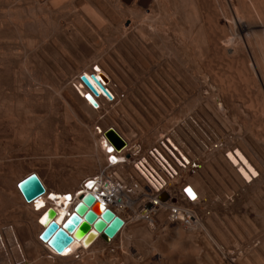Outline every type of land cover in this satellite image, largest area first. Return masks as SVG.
I'll use <instances>...</instances> for the list:
<instances>
[{"label":"bare ground","instance_id":"obj_1","mask_svg":"<svg viewBox=\"0 0 264 264\" xmlns=\"http://www.w3.org/2000/svg\"><path fill=\"white\" fill-rule=\"evenodd\" d=\"M5 1H7V0H5ZM49 1H51V0H48V2ZM69 1L67 0V3ZM118 1H121L126 5L130 4V1H132V2L134 1L133 3L135 6H137V8H144V10L146 8L150 7L149 4L152 6V4L149 3L150 0H118ZM154 1H157V0H154ZM161 1H164V0H160V2ZM169 1H171V0H169ZM187 1L189 2L190 9H188V11H187V7L186 6L184 7V8H186L187 12H185L184 17L181 16L180 18H178L180 22L175 21V23H177V26L179 28H177V31L175 30L172 33L170 31H167L164 29L165 25H163L164 24L163 21L166 19V16H165V19L162 21L163 22L162 24L160 23L161 21L150 22L147 19V21L150 23H148L147 25L144 26L143 23H141L142 25L139 24V22H138L139 18H138L137 19L138 24L134 25L130 21L132 24L131 25L130 23H127V21H125L126 19L123 20L124 18L121 16V13H119L120 9L117 11L120 15L117 12H112V10L110 11L108 9L109 7L107 8L106 4H104V3H106L104 0H75L76 4L78 3V5L81 7L82 6L84 7L85 5L87 6L88 4H90L89 2H92L94 5H96L101 10L100 12L103 13V16L107 17L108 20H110L115 25L116 28L113 25H111V26L114 27V29H116L117 35H118V33L120 34V38L124 35L126 36L127 34H129L131 32L130 30H133V33H132V36L130 39V41L132 40V42H130L127 39L124 40V37H123V39L121 38L122 39L121 43H123V46L126 47L127 51L128 50L130 51L129 54L132 53V57L135 59V62H137L136 63L137 66L135 67L134 70H137L136 68L140 69L142 71L141 74H143L144 77L140 78L139 77L140 75L138 76L137 75L138 73L136 72L135 75H137V76L134 78V75L132 74V77L135 80L133 83L131 82L132 84H131V86H129L130 82H128V81L130 79L128 80V78L125 77L126 74L123 72L124 71L123 68H124L125 64L123 65V63L122 64L120 63V62H122V60L119 63L123 66L119 67L116 64H114V65L112 64V66L114 67V69L116 70V72L119 76V78H118V77H115L116 75L114 72H113L114 73L113 74L112 71H110L111 69L110 70L108 69V64H106L104 60L100 64L99 68L92 71L93 69L91 70L90 66L94 67L95 61H96V63L97 62L99 63V61H97L95 59V61L93 62V65L86 66V68L89 67V71L88 70L86 71V69L83 68V69H85V71L83 70L84 72L82 71L80 73V70H79V73L77 74V76H75L76 74L71 73L72 76L74 75L75 78L70 77L71 75L70 76L68 75L70 78H73V79H70V78L66 77L67 75L64 74L65 76L61 75V77L63 76V78H61V79L65 83V86L68 88L69 94L67 93V96H68L69 101H71V102L74 101V97H73V95H75V94H73L74 91L77 92L78 94H80V96L82 98L83 107H86L91 112V113L90 112L89 113L93 114V115H91V116H93V120H94V117H96V119L94 121L95 124L96 123L98 124L99 121H100L99 124H101V121L102 122L106 121L105 123H107V121L113 120L114 118L116 119L117 117L124 118V114L126 115V110L131 111V112L134 111V113L138 114L137 119L142 118V117L141 118L139 117V116H141V115H139L140 113H142V115H143V113L149 114V115L153 116V118H154L155 115L153 114V112L155 113V111H152L151 109L149 110L148 106H151L154 103L157 105H162L164 102L167 101L166 96L167 95L170 96L172 99L171 101L174 100L178 104L176 109L178 107H180L179 105H181L183 107V110H182L183 114L181 113L182 118H180V120H179V125H178L179 128L177 129V131L176 130L174 131V137L182 145H184L185 148L194 150L195 153L197 155H199V157L201 158V162H202L200 170L196 174L188 177L189 181L192 183V186H193L192 189L197 194L198 198L201 197L202 200L205 201L204 206L207 204L208 205L210 204V207H211V205H212V207L213 206L219 207L218 202L221 201L220 205L222 204V206L225 207L227 205V203H229L228 202L229 198H228L227 194L229 195V193L230 194L232 193V192H229L230 189L227 187L228 185H226L225 182H227L229 184V186H231V188H233L235 191H237V193L239 192V195H241V194L246 195L249 192L251 194H253L256 191L258 192L259 185L261 183L262 184L264 183V182H262V178L264 179V177H262V175L264 174V165H263L264 161H262L264 156L262 155L263 158L260 159V153H261L260 151H264V135H261V136L259 135V137H261V138H259V137H257V135L254 136V134H251L249 131H246V129H243L244 126L242 125V123H240L239 115L234 113V111L232 112V110H231L232 107L229 108V106L231 105L230 104L231 98L229 95L230 94L229 91L231 88L229 87L230 89L228 91V88H226L227 85H226V87L222 86L223 84H226V82H225V80H226L225 76L226 75L224 73L222 74L223 76L225 75L224 76L225 78L222 79L224 81L220 80V83L222 85L221 86H219L218 84L216 85V83L214 82V76L212 75V73H208V71L206 70L207 65H205L206 68L204 67L203 68L204 70H203V69H201V66L198 67L197 64H198L199 58H200L201 62L206 61V60L204 61L202 56H204V58L208 59L206 61V64H208V63L213 64L214 59L217 60V63L221 64V62H223L224 58L226 60H228V59L230 60L231 58H234L236 55L240 54V52L242 53V52L254 51V47H256L257 45L256 46H253V45H254V43H256L257 39H261V42H263L262 44L264 45V0H217V3L213 1L212 5H206L205 0H203V2H202V0H187ZM9 2H11V0H9L8 3ZM53 2L54 1L52 0V3ZM176 2L180 3L178 1H176ZM8 3L6 2V4H8ZM133 3H132V6H133ZM161 3H163V2H161ZM172 3L173 2L171 1L170 4H172ZM185 3H187V2L185 1ZM1 4H3V3H1ZM63 4H66V3L61 2L59 4V6H61ZM20 5H21V3H20ZM54 5H55V3H54ZM56 5H58V4H56ZM74 5H75V3H74ZM123 5H119V7L120 6L122 7ZM179 5L180 4H178V6ZM182 5H184V1H183ZM18 6H19V4H18ZM36 6H38V5H36ZM59 6H58V8H60ZM108 6H110V5H108ZM116 6L118 7V5H116ZM159 6H161V4ZM162 6H164V5H162ZM168 6H166V10H167ZM174 6H176V4ZM89 7H90V5H89ZM95 7L92 6V8H94V9H95ZM27 8H25V9H27ZM38 8L39 7H37V9ZM41 8H42V5H41ZM168 8H170V7H168ZM13 9H14V7H13ZM17 9H18V7H17ZM29 9H30V7H29ZM164 9H165V7H164ZM175 9L176 8L174 7V10ZM4 10H6V8L3 9V11ZM10 10H11V13H14V14L16 13L14 10H13L14 12L12 11V9H10ZM39 10H41V9H39ZM56 10L57 9H55L54 12ZM113 10H114V8H113ZM135 10H137V9H135ZM135 10L133 9V11H135ZM149 10L147 9L146 11L148 12ZM22 11H25V10H22ZM129 11H130V9H129ZM139 11H141V10H139ZM176 11H177V9H176ZM65 12H67V11H65ZM96 12H97V10H96ZM177 12H175L173 14H177ZM3 13H6V12H3ZM39 13L41 14V12H39ZM90 13H91V11H90ZM98 13H99V11H98ZM151 13H156V12H150V15H151ZM180 13H181V11H180ZM23 14H25V12ZM32 14L33 13H31V15ZM83 14H84V12H83ZM134 14H135V12H134ZM91 15H92V13H91ZM93 15H94V13H93ZM96 15H98V14H96ZM148 15H149V13H148ZM178 15L179 14H177V16ZM181 15H183V13ZM79 16L82 17V15H80V13L78 15V18H79ZM170 16L171 15H169L168 18ZM33 17H35V16H33ZM33 17H32V19H33ZM74 17H76L75 18L76 20L78 19L77 16H74ZM153 17H154V15H153ZM171 17H174V15ZM171 17H170V20L168 19L169 22L171 21ZM98 18H100V17H98ZM131 18H133V16H131ZM43 19H44V16H43ZM88 19H90V18H88ZM151 19H153V18H151ZM154 19L156 20L157 18L154 17ZM176 19H177V17H176ZM3 20H2V22H3ZM81 20L79 22H81ZM127 20H128V17H127ZM139 20H141V19H139ZM142 20L146 21V19H144V18ZM142 20L140 22H142ZM71 21H73V20H71ZM172 21H174V20H172ZM75 22H77V21H75ZM9 23H11V22H9ZM37 23L38 22H36V24ZM40 23L42 24L41 21H40ZM83 23H84V21H82V23H80V25ZM85 23H88V22H85ZM2 25H4V23ZM2 25H0V27ZM9 25H8V27H9ZM22 25H24V24H22ZM42 25H44V24H42ZM105 25L107 26V23ZM44 26H43V28H44ZM68 26H70V25L68 24ZM75 26H78V23H76ZM108 26L111 29L107 28V30L113 31L112 27L110 26V23ZM55 27H56V25H55ZM86 27H88V26L86 25ZM103 27H105V26H103ZM27 28H28V24H27ZM84 28H85V25H84ZM94 28H95V26H94ZM1 29L4 30L5 28L3 29L1 27ZM77 29H79V28H77ZM12 30L14 31L15 29H12ZM64 30H65V28H64ZM74 30H75V28H74ZM79 30H81V29H79ZM92 30H94V29H92ZM168 30H169V28H168ZM83 31H85V30H83ZM87 31H89V30H87ZM87 31L83 34L85 36V39H87V41H89L93 46L98 45V47H101L103 49L105 46L104 45L105 43L104 44L101 43L103 41H101L99 43L97 38H95L96 35L92 34L93 32H91V30H90L91 33L87 32ZM100 31H101V29H100ZM171 31H173V30H171ZM75 32L77 33V36H78L79 35L78 31L76 30ZM94 32H95V30H94ZM104 32H106V31H103V34H104ZM126 32H127V34H126ZM31 33H33V32H31ZM121 33H123V34L121 35ZM98 34H99V32H98ZM101 34H99L98 36L100 37ZM113 34L114 35L116 34L115 31ZM130 34H129V36H130ZM74 35L76 36V34H74ZM117 35H115V36H117ZM9 36H11V35H9ZM84 36L82 37V39L84 38ZM106 36H107V34H106ZM111 36H113V35H111ZM127 36H126V38H127ZM99 37H98V39H99ZM104 37L101 36V38H103V40H104ZM157 37H160L164 41L166 40L168 42L167 47L169 48V46H170V49L164 48V50H169L167 52L171 55L174 54V56H176V57L172 56V59H175V60L171 61L170 55H166V58H165V55H164L165 53L161 54L162 56H164V60H165L166 64H165V62L163 63L162 56L160 57L162 59L161 63L165 64L166 66L161 64L160 67H159V65H158V67H157V65H155L156 67L155 66L153 67V65H152V67H153L152 68V67H150L151 65L149 63L153 64V57H156V56H154L153 52L148 53L147 47L149 46V42H151L150 40H154L155 38L157 39ZM9 38H5L4 41H7ZM24 38H25V36H24ZM113 38L116 39L117 37H113ZM120 38L118 40H121ZM85 39H83V40H85ZM26 40L27 41L22 40V42L23 43L28 42V44L30 42V44H31V42H32L31 40L30 41H29V39H26ZM32 40H34V39H32ZM35 40H37V39H35ZM9 41L13 42L14 40L10 39ZM17 41H19V40H17ZM87 41H86V43H87ZM104 41H106V40H104ZM114 41L116 42V40H114ZM197 42H198V44H199V42L203 43V50H201V48L199 50H197L198 49V47L196 46ZM258 42L256 44H259ZM54 43H56L55 40H54L53 44ZM161 43H162V40H161ZM117 44H119V43H117ZM16 45H18L17 42H16ZM24 45H25V43H24ZM55 45L57 47V44H55ZM87 45L90 46L89 44H87ZM157 45L158 44H156L155 47H157ZM73 47L75 48V46H73ZM61 48H64V47H61ZM105 48H106V46H105ZM256 48H258V47H256ZM259 48L261 49V52H263V53H261V55L264 54V48H261V47H259ZM113 49H111V51ZM93 50H95V49H93ZM58 51L64 52V49H60ZM31 52H32V49H31ZM95 52H97V51H95ZM147 53H148V55H147ZM39 54H40V52H39ZM106 55L108 56L109 54L107 53ZM66 56H68V55H66ZM184 56H187L190 59V63H191L190 67L187 66V63H189V62H186L184 60L185 58L187 60V57L184 58ZM62 57H60V58H62ZM65 57L63 59H66ZM34 58H35V56H34ZM249 58H251V57H249ZM5 59L6 58H4V60ZM16 59H17V57H16ZM109 59H110V57H109ZM158 59H159V57H158ZM69 60H70V57L67 61H69ZM100 60H101V58H100ZM105 60L108 63H111V60H108L107 58ZM70 61H72V59ZM70 61H69V63H71ZM154 61H155V58H154ZM124 62H125V60H124ZM157 63H158V61H157ZM54 64H56V63H54ZM97 64H95V65H97ZM222 64H224V62ZM68 65H70V64H67V66ZM127 65H128V63H127ZM141 65H142V67H139ZM56 67H58V66H56ZM46 68L48 69L47 66H46ZM79 68H81V67H79ZM131 69L128 68V71L131 70V72H134L133 68H131ZM61 71H63V70H61ZM145 71H147V72L149 71V73L150 74L152 73V74L149 75L147 78H145L146 77ZM72 72H75V71H72ZM77 72H78V70L76 71V73ZM99 73H102L109 78L110 82L108 85L105 86V88L107 89L108 93L110 94V97L106 96L101 91V89L96 88L97 91L99 92V96L95 97L96 102L98 103V107L94 108L85 98V95L87 94L88 89L83 84V82L81 81V76L86 75L89 79H91V75L94 74V75L98 76ZM57 74H59V72ZM61 74H62V72H61ZM17 75H19V74H17ZM163 78L166 79L165 81H167V83H165ZM56 79H57V77H56ZM127 82L129 85L127 84ZM261 86H259L257 89H254V90L251 89L250 92H252L251 93L252 95L251 94H249V95L253 96L255 94V97H257V98L259 97L258 99L261 100L262 104L264 105V88H260ZM202 91L207 92V93H205L206 94L205 98H201V95H203ZM0 94H1V96L3 95L2 93H0ZM215 97H221L222 99H221V101H220V99L216 100ZM221 102H223L224 106L221 104L222 107L220 108L219 103H221ZM232 102H233V100H232ZM21 105L23 106V104H21ZM65 106H67V105H65ZM231 106H233V105H231ZM51 107H52V105H51ZM223 107L226 109L225 111L222 110ZM12 109H13V107H12ZM181 109L182 108H180L178 110L181 112ZM88 110H87V112H88ZM175 112H177V111H175ZM19 113H21V112H19ZM170 113H172V112H170ZM178 114H179V112H178ZM149 115H146L148 117V120H150ZM156 115H158V114L156 113ZM243 115H244V111H243ZM135 116H137V115H135ZM165 116H167V115H165ZM180 116H178V117H180ZM249 116L250 115H248V117ZM86 117H88V116H86ZM171 117H173V116L171 115ZM176 117H177V115H176ZM176 117L172 118L173 121L175 119H177ZM91 119H92V117H91ZM156 119H157V117H156ZM156 119L154 118L155 121H156ZM158 119H159V117H158ZM172 119H170L168 123H170V121ZM262 119L263 120H261L260 122H261V126L264 129V117ZM93 120L92 121L90 120V121L93 122ZM119 120H120V118H118V121ZM134 120H135V117H134ZM144 120L146 121V119H144ZM123 122H125V121H123ZM177 122H178V119H177ZM125 123L128 124L127 122H125ZM151 123L153 124V122H151ZM151 123H149V124H151ZM168 123H167V125H168ZM139 124L138 125L132 124L134 127L128 125V129L130 130V134L133 136L130 138H135L138 140V142H141L143 144L146 143L147 145L145 144V146H148V147L154 145L156 142V139L161 135V132H164L163 130H161V123L158 124V122H157V124L155 123L151 126H148L145 124H142L143 126H141V125L139 126ZM173 124H174V122H173ZM169 125H168V128L166 127L165 131L170 129ZM93 126H94V124H93ZM171 126L172 125H170V127ZM111 127L116 129L126 141L132 142L133 139L131 140L129 138V136H127V134L122 132L115 125L111 126V125L105 124V128L102 130V132H100L101 135H103V133ZM248 133H250V134H248ZM261 134H263V133H261ZM101 135L99 137H101ZM128 135H129V132H128ZM99 137L96 139H99ZM92 139H90V140H92ZM100 142H101L100 139L98 141L94 140V143H93L94 149L93 148H92L93 150L90 149L91 152L89 151V162H88V164H86V165H88L87 168H89L94 173L97 172V170H99L101 168V166L104 163V159H105L104 155L102 154V150H101L102 146H101ZM216 144H217V146H215ZM55 147H56V145H55ZM209 149H211V150H209ZM86 152H87V150H86ZM261 154H263V153H261ZM84 158H85V156H84ZM81 164L83 165V161ZM77 167H81V166L78 165ZM81 168L84 169V168H86V166L85 167L83 166ZM77 169L76 170L78 172L80 170H82L80 168H77ZM85 171H86V169H85ZM81 173L86 174V172H81ZM81 173H79V174H81ZM217 173H218L217 177L219 178V176H220V178H219L220 180L216 178ZM73 174H76V173H73ZM32 175H36L40 179V181L42 182V184L46 190V193L43 196L32 201L31 203H28L25 201V199H24V197H23V195L19 189V184ZM1 176H3V175H1ZM81 176L82 175H80V176L78 175V178ZM5 177H7V175ZM53 177H54V175H53ZM82 177H84V176H82ZM2 178H0V264H33V262H35L37 260H39V262H40V260L41 261L46 260V262L47 261L59 262V264L60 263H76V262L82 263L83 257H86V256L87 257L88 256H95L97 259L100 257L101 259H99V260H101L100 262H102V261H104L102 259H104L106 257L112 258L113 256H120V252L117 250L120 247L116 248V250H112L110 245H112L113 243H116V241H118L119 239H122V237L125 234V231H127V229L129 228V226L127 225L126 222H125L124 226L115 235V237L112 240H110L109 242H105L102 239V237L99 235V233H97L95 230L91 229L90 233L86 237H84L82 240H76L75 239L73 244L62 255L57 254L53 249H51L48 246L47 243L42 241V239L40 238V235L43 233V231L45 229V227L43 226V223L45 222V220H42L43 222L42 221L40 222V220L48 209L51 208L56 212V217L54 220L62 225V223H64L68 219V217L73 213L75 208H77L80 205V198L82 196H84L86 193H89L87 190H85L82 192L83 195L81 197L76 196V194L80 191L78 189V187L81 185V183H82L81 181L83 178H79V180L81 179V181L79 182V180H78V182L80 184L78 183V185H77V182L75 179V178H77V176H73L72 174H70V176L67 179H63L61 182L57 183V186H59V188L56 186L57 190L55 192L50 189L49 184L46 183L43 176L38 171L30 170V171H27L25 174L18 175L15 178L10 179V180L9 179L8 180L2 179ZM215 179L219 180L221 182V183L219 182L220 184H222V183L224 184L223 191L226 192L228 190V192H229V193L227 192V194L225 193L226 197H224V199L223 198L222 199H218V198L215 199V197L213 195H215L217 192L214 193L213 195L211 194V191H210L211 185H213V183L216 184V182H218ZM213 180L215 182H213ZM262 184H261V186H262ZM222 188L218 187V193H219V191H221L219 189H222ZM216 190H217V188L215 189V191ZM259 190L263 191V188L259 189ZM220 194H223V193L221 192ZM234 194L236 196V192ZM259 194L261 196L260 191L257 195H259ZM217 195L219 196V194H217ZM255 195H252V197H253V198H251L252 200L255 199L254 198ZM212 196L214 197V199L212 198ZM263 196L261 197L262 200H263ZM249 197H250V195H249ZM243 199H244V197H243ZM247 199H249V198H247ZM251 199H249V201ZM258 199H260V197ZM258 199H257V201H258ZM262 200H260V201H262ZM239 201H242V200H239ZM246 202H248V201H246ZM253 202H256V201H253ZM250 203H251V201H250ZM250 203H248V205H245L246 209H250L249 212H251V208H249V207L253 206ZM261 203L263 204V202H261ZM261 203H259V205ZM223 204H225V205H223ZM38 205H39V207H38ZM101 206L102 205L99 202H96L94 207H93V209L97 210V213L99 215L102 213V211L104 209H107L106 207L101 208ZM228 206L230 207V205H228ZM240 206L242 207V205H240ZM245 206L243 207V209L245 208ZM262 206H264V205H262ZM215 208H217V207H215ZM226 208H224V209H226ZM237 209H236V211H237ZM261 209H262V207H261ZM240 210H242V209H240ZM255 210L252 209V211H255V212L262 211V210H260V208H259V210H258V208ZM211 211H213V210H211ZM233 211H231V212H233ZM212 213L216 214L215 211H213ZM234 213L236 214L238 212H234ZM241 213L243 214L244 212H241ZM213 214H212V217H213ZM220 214L222 215V213H220ZM220 214L218 213V215H220ZM252 214H253V212H252ZM247 215H249V214H247ZM254 215H256V213ZM262 215H264V213H262ZM241 216H242V218L244 217L243 215H241ZM258 216H259V214H258ZM214 217L217 218V219H215L214 222H216V220H219L220 218L221 219L223 218L222 220L224 221V218H227V214H226V217H224V216H222L220 218H218L217 216H214ZM237 217H239V216H237ZM211 218H206V220L210 221ZM228 218L230 219V217H228ZM247 218H248V216H247ZM259 218L262 219L261 216ZM229 219H227V220H229ZM244 219L247 220L246 215H245ZM250 219L251 218H249V220ZM252 219H253V217H252ZM254 219H256V218L254 217ZM261 219H259V220H261ZM227 220L225 219L226 222H227ZM249 220H247V221H249ZM159 221H160V224H159L158 229L160 231L165 230L164 228L161 229L160 225L161 224L164 225V223L166 225H168V224L162 218ZM223 221L220 220L218 222H223ZM237 221H238V219H237ZM256 221H258V219H256ZM256 221L254 220L253 222L255 223ZM262 221L264 222V220H262ZM226 222H225V224H226ZM240 222H243V221L240 220ZM259 222H261V221H259ZM206 223L208 224L207 221H206ZM229 223L230 224L227 225L228 227H230V226H231L230 228H232L234 226L237 227L235 225L236 223L234 224L233 221H232V223L231 222H229ZM209 224L213 225V223H209ZM223 224H224V222H223ZM233 224H234V226H233ZM237 224H238V222H237ZM243 224L240 223V226H242ZM261 224L262 223H259L260 226H263V227H261L262 229H260V227L259 228L256 227V228L260 229L262 231L255 229V226H254L255 224L254 225L252 224L254 226V229L252 227H251V229H250V227L249 228L245 227V226H247V225H245V226H242L241 228L239 227V229H237L238 228L237 227V228H232V229L227 230L228 229L227 228L225 230V234H224L223 231H220V230L217 231L218 229L214 223V226L216 227L215 229H217V230H214V228H212L214 231H216L214 239L212 240L213 241L212 247H210V245H208L206 243L207 238H205L206 240L204 239V241H197V244H194V245H196V250L192 244L187 242L190 238L193 239V237H192L193 233L190 236H189V234H187L188 236L185 235V233H187L189 231L188 229H190V231H191V229H192V231L196 230V232H197L198 228H199L198 231L204 232V230L201 231L200 229L203 228L204 225L206 226V224L205 223L203 224L201 222L200 224H198L194 227L188 228L186 230L187 232L185 231V229L182 226L177 225L176 228L174 227L175 229L173 228L174 230L170 227L174 232H176L174 234L177 236L174 237L175 239L173 238V245L174 246L172 245V242H170L171 244L169 245V247H170V249L172 247L178 248L180 245H182L183 247H187L189 250V253H191V255H192V258L196 257L195 258L196 262L195 261L190 262V260L192 261V259L190 257L191 255L189 254L190 255L189 256L187 254L189 256V257L188 256L187 257L190 258V260L188 259V261H189L188 264H264V230H263L264 225H261ZM252 225L250 224L248 226H252ZM135 226H136L137 232H134V228H133V233L137 234V233H142V231H143V232H145V234L146 233L151 234V232H153L152 231L153 228H150L148 226L141 225V224H136ZM168 227H169V225H168ZM224 227H226V225ZM168 229L169 228H166V230H168ZM204 229H206V228L204 227ZM223 229H225V228H223ZM159 230H158V233H159ZM207 231H208V229L206 230V233H207ZM155 232H157V231H155ZM155 232H154V234H156ZM128 233H126V234L128 235ZM165 233H168V232H165ZM130 234H131V232H130ZM142 234L144 235V233H142ZM142 234H138V236L134 234L135 236L134 235H133L134 237L132 236L133 237L132 240H134V238L136 236L139 237V235H141L140 237H142L143 236ZM152 235H153V233H152ZM194 235L196 236V234H194ZM197 235H199V234H197ZM143 237H145V235ZM125 238H124V240H125ZM145 238L150 239L151 237H145ZM198 238H200V236ZM198 238H196V239H198ZM201 240H203V239H201ZM123 241H121V242H123ZM151 241H152V239H151ZM190 241H191V239H190ZM212 241H210L211 244H212ZM210 242H208V243H210ZM121 244H123V243H121ZM121 244H118V245H121ZM177 244H179V245H177ZM125 245L127 246V243H125ZM175 245H177V246H175ZM115 246H117V243L115 244ZM122 247H124V246H122ZM127 247H129V246H127ZM173 248H172V250L177 249V248L176 249L175 248L173 249ZM180 248H181V246H180ZM113 249H115V248H113ZM123 249H125V247ZM167 249L170 250L169 248H167ZM119 250L121 252H123L122 248ZM177 250H178L179 254L180 253L182 254V250H185V249L183 248L182 250H179V249H177ZM127 251H130V250H127ZM135 251H136V249H135ZM135 251H133V252H135ZM185 251H187V250H185ZM168 252H170V251H168ZM174 252H176V251H174ZM136 253H139L138 250ZM136 253H135V255H137L136 257L143 258L144 255L141 257V256H139V254H136ZM183 253H184V251H183ZM184 254H186V253H184ZM184 254H183V256H184ZM131 255H132V253H131ZM135 255L133 254V257ZM122 256H123V253H122ZM128 256H127V258H128ZM147 256L144 259L145 261H147V259L150 258V256H149V258H147ZM178 256L181 258L180 255H178ZM124 257H126V256L124 255ZM136 257L134 259L131 257L132 261L135 260ZM107 258L105 259V260H107V262L109 260H110V262H112L111 261L112 259L108 260ZM175 258L178 259L177 256ZM85 259L86 258H84V260ZM93 259H94V257H93ZM116 259L117 258H115L114 260H116ZM119 259H121V258H119ZM114 260H113V262H115ZM123 260H125V259L123 258ZM136 260H139V258ZM96 261H94V262L97 263ZM118 261H117V263L119 264ZM126 261H127L126 264H128L129 262L132 263V261H129V260H126ZM139 261L141 262V259ZM105 263H106V261H105ZM147 263L148 262L144 263L143 259H142V263H138V264H147ZM171 264H173V263H171Z\"/></svg>","mask_w":264,"mask_h":264},{"label":"rangeland","instance_id":"obj_2","mask_svg":"<svg viewBox=\"0 0 264 264\" xmlns=\"http://www.w3.org/2000/svg\"><path fill=\"white\" fill-rule=\"evenodd\" d=\"M2 1L0 0V25H2L4 23V25H2L1 27L3 29L5 28V29L2 30L1 27H0V38H1L0 39V67H1L0 68V93L3 94L2 96L0 94V174L3 175V176L0 175L1 176L0 178L3 177L2 179H7V180L9 179L10 180V179L15 178L18 175L25 174L27 171L34 170V171H38V172L41 173V175L43 176V178L46 181V183L49 184L50 189L52 191H54V192L57 190V187L59 188V186H57V183L61 182L63 179H67L70 176V174H72L73 176H77V178H75V179H76V182H77V185H78V183L81 181V179L79 180V178H83L82 179V181H83L87 176L92 175L94 173L89 168H87L88 165H86V164H88V162H89V151L91 152V150L94 149L93 148L94 140L98 141L100 139V137H99L101 135L100 132H102V130L105 128V124H108V125H111V126L115 125L122 132L127 134V136H129V138H130V137H133V136L130 134V130L128 129V125L129 126H133V125H138L140 123L139 126L140 125L143 126L142 124L151 126V125H153L155 123L157 124V122H158V124L161 123V130L165 131L166 127L168 128L169 124L170 125H174L175 123H177V119L179 121L180 118H182L183 107L181 105H179L180 107H178L176 109L178 104L174 100L171 101L172 100L171 97L166 94L167 95L166 96L167 97V101L164 102L162 105H157V104L154 103L153 105L148 106L149 110L151 109L152 111H155V113L153 112V114L155 115L154 116L155 119L157 117V119H156L157 122L154 120L153 116H151L149 114L143 113V115H142V113H140L139 115H141V116H139V117L140 118L142 117L141 118L143 120L142 121L139 118L137 119L138 114L134 113V111L131 112V111L126 110V115L124 114V118L117 117L116 118L117 120L114 118L113 120L107 121V123H105L106 121L105 122L101 121V124H99V122H100L99 121L98 124L97 123L95 124L94 121H95L96 117H94V120H93V116H91L93 114H90L91 112L86 107H83L82 98H81L80 94H78L77 92L74 91L73 92V94H75V95H73L74 101L73 102L69 101L68 96H67V93L69 94L68 88L65 86V83L63 82V80L61 78H63V76H65V75H67L66 77H68V78H70V77L75 78L74 75L72 76L73 73L76 74L75 76H77V74L79 73V70H80V73L83 70L85 71V69H86V71L87 70L89 71V67L86 68V66L93 65V62L96 59L97 61H99V63L97 62L98 63L97 64L96 61H95L94 62V67L90 66L91 70L93 69L92 71H94L97 68H99L100 64L104 60L105 63L108 64V69L109 70L111 69L110 71H112V73L114 72L115 75H116L115 77H118V78H119V76H118L116 70L114 69V67L112 66V64L113 65L116 64L119 67L123 66L125 64L124 68H123L124 71L123 70L122 71L126 74V75L124 74L125 77L128 78V80L130 79L128 81V82H130L129 83L130 85L128 84V82H127V84L129 86H131V84L135 80V79H133L132 74L134 75V78L137 75L138 76L140 75L139 76L140 78L144 77V75L141 74L142 71L140 69L136 68L137 70H134L135 67L137 66V64H136L137 62H135V59L132 57V53L129 54L130 51L129 50L127 51L126 47L123 46V43H121L123 37H124V40L127 39V40L130 41L132 33H133V30H130L131 32L129 31L131 33V34L129 33L130 36H129V34H127V32H128L127 31L126 32V34L128 35V36L126 35L127 38L124 35V36L121 37L122 38L121 39L120 38V34L118 33V35H117V31H116V29H114L115 25L110 20H108L107 17L103 16V13L100 12L101 10L96 5H94L92 2H89L90 4H88L87 6L85 5L84 7L83 6L81 7V6L78 5V3L76 4L75 0L74 1L73 0L69 1L68 0L69 1L68 3H67V0H59V1L58 0H53L54 1L53 3H52V0L49 1L50 3L48 2V0H46L47 2L45 0H11V2H9V3H8L9 0H7V1L4 0L3 2ZM104 1L106 2L104 4H106L107 8L109 7L108 9L110 11L112 10V12H117L120 9L119 13H121V16L124 18L123 20L126 19L125 21H127V23L131 24V22H132V24L137 25L138 22H139V24L143 23L144 26H145V25H147L150 22H159V21H161L160 22L161 24L164 22V24H163V25H165L164 29L167 30V31H170L172 33L175 30L177 31V28H179L177 26V23H175V21L180 22L178 18H180L181 16L184 17L185 12H187L188 9H190V5H189V2L187 0H176V1L180 2V3H177L175 0H171L173 2L172 4H170L171 1H169V0L161 1L163 3H161L160 0H157V1L150 0L149 3H151L153 7L149 4L150 7L146 8L145 10H144V8H137V6H135L134 3H133L134 1L133 2L130 1L131 5L130 4L126 5L123 2L118 1V0H104ZM183 1H184V5H182ZM185 1L187 3H185ZM213 1L217 3V0H205L206 5H212ZM6 2L8 4H6ZM19 2L21 3V5H20ZM59 2L60 3L61 2L62 3H66V4H63L64 6L61 5L62 6L61 7V6H59V4H60ZM202 2H203V0H202ZM1 3H3V4H1ZM17 3L19 4V6H18ZM54 3H55V5H54ZM74 3H75V5H74ZM132 3H133V6H132ZM174 3L176 4V6H174L175 5ZM56 4H58V5H56ZM160 4H161V6H159ZM178 4H180L181 6L180 5L178 6ZM36 5H38V6H36ZM41 5H42V8H41ZM89 5H90L91 8L89 7ZM108 5H110V6H108ZM116 5H118V7ZM119 5H123V6L119 7ZM162 5H164V6H162ZM58 6L61 9L58 8ZM92 6L93 7L96 6L95 9L92 8ZM166 6H168L170 8L167 7V10H166ZM185 6L187 7V11H186V8H184ZM13 7H14V9H13ZM17 7H18V9H17ZM29 7H30V9H29ZM37 7H39V8L37 9ZM64 7L65 8L67 7V8L65 9ZM164 7H165V9H164ZM174 7L177 9L178 12L176 11V9L174 10ZM5 8H6V10L3 11V9H5ZM25 8H27V9H25ZM113 8H114V10H113ZM10 9H12V11L14 10L16 13L15 14L11 13ZM19 9L20 10L22 9V10H25V11H22V10L20 11ZM39 9H41V10H39ZM55 9H57V10L54 12ZM63 9L65 11H67V12H65ZM129 9H130V11H129ZM133 9L134 10L137 9V10L133 11ZM147 9L148 10L150 9L149 10L150 12H156V13H151V15H150V12L146 11ZM96 10H97V12H96ZM139 10H141V11H139ZM179 10L181 11V13H180ZM90 11H91L92 15H91ZM98 11H99V13H98ZM3 12H6V13H3ZM24 12H25V14H23ZM39 12H41V14ZM83 12H84V14H83ZM134 12H135V14H134ZM175 12H177V14H179V15L177 16V14H173ZM31 13H33V14L31 15ZM79 13H80V15H82L83 18L81 16H79V18H78ZM93 13H94V15H93ZM95 13L98 14V15H96ZM148 13H149V15H148ZM182 13H183V15H181ZM152 14L154 15V17L157 18L156 20L154 19ZM172 14L174 15V17H171V16H173ZM169 15H171L170 16L171 17V21L170 22H169L170 17L168 18ZM33 16H35V17H33ZM43 16H44V19H43ZM74 16H77L78 19L76 20L75 19L76 17H74ZM131 16H133V18H131ZM165 16H166L167 20L165 19ZM32 17H33V19H32ZM98 17H100V18H98ZM127 17H128L129 21L127 20ZM176 17H177V19H176ZM88 18H90V19H88ZM138 18L141 19V20L144 18V19H146V21L142 20V22H140L141 20H139ZM151 18H153L154 20L151 19ZM79 19L81 20V22H79L80 21ZM137 19H138V22H137ZM147 19L150 22H148ZM2 20H3V22H2ZM71 20H73V21H71ZM172 20H174V21H172ZM35 21L38 22V23L36 24ZM40 21L45 26L42 25L40 23ZM75 21H77V22H75ZM82 21H84V23L85 22H88V23H85V24L83 23V24L80 25V23H82ZM133 21L135 23L136 22L137 23L135 24ZM9 22H11V23H9ZM105 22L107 23V26L105 25L106 24ZM76 23H78L79 27L75 26ZM109 23H110V26L111 25L114 26V27L111 26L113 31L107 30V28L108 29L110 28L108 26ZM22 24H24V25H22ZM27 24H28V28H27ZM68 24L70 26H68ZM8 25H9V27H8ZM55 25H56V27H55ZM84 25H85V28H84ZM86 25L88 27H86ZM43 26H44V28H43ZM94 26H95V28H94ZM101 26L102 27L105 26V27L102 28ZM167 27L169 28V30H168ZM64 28H65V30H64ZM74 28H75V30H74ZM77 28H79L81 30H79ZM12 29H15V30L13 31ZM82 29L85 30V31H83ZM92 29H94L96 33ZM100 29H101V31H100ZM170 29L173 30V31H171ZM76 30L78 31V34H79L78 36H77V33L75 32ZM87 30H89V31H87ZM90 30H91V32H93L92 34L96 35L95 38H97L99 43L101 41H103L101 43H103V44L105 43L104 45L106 46V48H105V46H104L103 49L101 47H98V45L97 46H93L89 41H87V39H85V36L83 34L86 31L90 32ZM103 31H106V32H104L105 35L103 34ZM114 31L116 33L115 35H117V36H115L113 34ZM31 32H33V33H31ZM98 32H99V34L102 33L100 35V37L98 36L99 35ZM74 34H76V36ZM106 34H107V36H106ZM122 34L123 33H121V35ZM9 35H11V36H9ZM111 35H113V36H111ZM24 36H25L26 39H29V41L31 40L32 42L33 41L34 42L33 43L31 42V44H30V42H29V44H28V42H24L25 43V45H24L22 40L23 41H27L24 38ZM83 36H84L83 39H85V40L82 39ZM97 36L99 37V39H98ZM101 36L104 37V40H106V41H104L103 38H101ZM113 37H117V38L115 39ZM5 38H9V39L7 41H4ZM119 38L121 40H118ZM10 39H12L14 41L13 42L11 41L12 42L11 43L9 41ZM32 39H34V40H32ZM35 39H37V40H35ZM155 39L154 40H150L152 43L149 42V46L147 47V52L148 53L149 52L150 53L153 52L154 56H156V57H153V64L149 63L151 65L150 67H152V65H153V67L155 65H157V67L159 65V67H160L161 64L166 66L165 65L166 62L164 60V56H162L161 54L165 53L164 54L165 58H166V55H170L171 61L175 60V59H172V56H174V54L171 55V54H169L167 52L169 50H164V48H168L167 47L168 46V42L166 40L164 41L160 37H157V39H156L157 41ZM17 40H19V41H17ZM54 40L56 41V43L53 44ZM114 40H116V42ZM161 40H162V43H161ZM86 41H87V43H86ZM16 42L18 43V45H16ZM130 42H132V40ZM257 42L259 44H256ZM117 43H119V44H117ZM256 43H254L253 46L257 45L256 47H258V48L254 47V51H248V52H242V53L240 52V54L236 55L234 58H231L230 60L228 59L229 61L224 58V60H223L224 64H222L223 62H221V64L217 63V60H215V59H214L213 64H210V63L206 64V61L208 59H206V58H204V56H202L204 61L205 60L206 61L205 62H201V60L199 58L197 65H198V67L201 66V69H203L205 67V65H207L206 66L207 68L206 67L205 68L208 71V73H212V75L214 76V82L216 83V85L218 84L219 86H221L222 84L220 83V80H222L223 78L226 77V80H225L226 84H223L222 86L226 87V85H227L226 88H228V91L231 88L230 91H229V93H230L229 95H230V98H231L230 104L233 105V106L230 105L229 108L232 107L231 108L232 112L234 111V113L239 115L240 123H242V125L244 126L243 129H246V131H249L251 134H254V136L257 135V137H259V135L260 136L264 135V129L261 126V122H260L261 120H263L262 118L264 117V114H263L264 113V107H263L264 105L262 104L261 100L258 99L259 97L258 98L255 97V94L253 96H251L252 92H250V90L251 89L252 90L257 89L261 85L262 86L260 88H264V75H263L264 74V63H263L264 62V60H263L264 59L263 58L264 54L261 55V53H263V52H261V49L259 48V47L264 48V45L262 44L263 42H261V39H257ZM55 44H57V47H56ZM87 44H89L90 46H88ZM156 44H158L157 47H155ZM73 46H75L76 49ZM196 46L198 47L197 50H199L200 48H201V50H203V43L202 42H199V44L197 42ZM61 47H64V48H61ZM31 49H32V52H31ZM60 49H64V52L58 51ZM93 49H95V50H93ZM111 49H113L112 50L113 52L111 51ZM168 49H170V46H169ZM95 51H97V52H95ZM39 52H40V54H39ZM105 53L109 54L108 56L110 57V59ZM148 53H147V55H148ZM66 55H68L70 57V60L72 59V61L69 60L71 63H69V61H67L69 59V57L66 56ZM34 56H35V58H34ZM161 56H162V59H163V63L165 62V64L161 63V61H162V59L160 58ZM248 56L251 57V58H249ZM16 57H17V59H16ZM60 57H62V58H60ZM64 57L66 59H63ZM158 57H159V59H158ZM174 57H176V56H174ZM185 57H187V56H184V58ZM4 58H6V59L4 60ZM100 58H101V60H100ZM104 58L105 59L107 58L108 60H111V63H108ZM154 58H155V61H154ZM188 59L189 58L187 57V60H186V58L184 60L186 62H189V63H187V66L190 67L191 63H190V59L189 60ZM121 60H122V62H120ZM124 60H125L126 63L124 62ZM157 61H158V63H157ZM119 62L121 64L123 63V65H121ZM54 63H56V64H54ZM127 63H128V65H127ZM67 64H70V65L67 66ZM95 64H97L98 66L95 65ZM55 65L58 66V67H56ZM46 66L48 67V69L46 68ZM79 67H81V68H79ZM139 67H142V65L139 66ZM83 68H85V69H83ZM128 68L129 69L133 68L134 72H131L132 69L128 71ZM61 70H63V71H61ZM77 70H78V72L76 73ZM72 71H75V72H72ZM56 72L57 73L59 72V74H57ZM61 72H62V74H61ZM136 72L138 73L137 75H135ZM223 73L226 75V76L224 75L225 77L222 75ZM17 74H19V75H17ZM151 74L149 73V71L148 72L145 71V76H146L145 78H147ZM53 75L54 76L56 75V76L54 77ZM61 75H63V76L61 77ZM68 75L69 76L71 75V76L69 77ZM56 77H57V79H56ZM73 78H70V79H73ZM165 80L166 79H164V81ZM222 81H224V80H222ZM165 83H167V81H165ZM205 93H207V92H203V95H201V98H205L206 97ZM249 94H251V95H249ZM215 98H216V100L220 99V101L222 99L221 97H215ZM232 100H233V102H232ZM21 104H23V106ZM221 104L223 105V102L219 103L220 108L222 107ZM51 105H52V107H51ZM65 105H67V106H65ZM12 107H13V109H12ZM180 108H182L181 112L178 110ZM223 108H222V110L225 111L226 109L225 108L223 109ZM87 110H88V112H87ZM242 110L244 111V115H243V111ZM175 111H177V112H175ZM19 112H21V113H19ZM170 112H172V113H170ZM178 112H179V114L181 116L178 114ZM156 113L158 115H156ZM164 114L167 115V116H165ZM247 114L250 115L251 117L250 116L248 117ZM89 115L92 117V119H91V117ZM135 115H137V116H135ZM146 115L150 116V118H149L150 120H148V117ZM171 115L173 117H176V115H177V117H176L177 119L174 118L175 120L173 121V119H172L173 117H171ZM86 116H88V117H86ZM178 116H180V117H178ZM134 117H135V120H134ZM158 117H159V119H158ZM118 118H120L119 121H118ZM143 118L146 119V121ZM162 119L163 120L165 119V120L163 121ZM170 119H172V120L170 121V123H168ZM90 120L91 121L93 120V122H91ZM123 121L127 122L128 124H126ZM150 121L153 122V124ZM166 122L168 123V125H167ZM173 122H174V124H173ZM149 123H151V124H149ZM93 124H94V126H93ZM170 125H169V128H170ZM128 132H129V135H128ZM161 133H163V132H161ZM250 133H248V134H250ZM261 133H263V134H261ZM90 136L91 137L93 136L92 137L93 139ZM98 137H99V139H96ZM259 138H261V137H259ZM90 139H92V140H90ZM130 139L131 140L133 139L132 141L137 140L135 138H130ZM55 145H56V147H55ZM215 146H217V144ZM86 150H87V152H86ZM209 150H211V149H209ZM260 152L263 153V154L260 153V159H262L263 156H264V151H260ZM84 156H85L86 159L84 158ZM82 161H83V165L81 164ZM262 161H264V158L262 159ZM78 165L81 166V167H83V166L85 167L86 166V168L82 169L81 167H77ZM263 165H264V163H263ZM76 167L80 168L82 170L79 169L80 171L78 172L77 171L78 169ZM85 169H86V171H85ZM81 172H86V174L85 173L83 174ZM73 173H76V174H73ZM79 173H81V174H79ZM77 174L79 176L82 175L84 177L81 176V177L78 178ZM4 175L5 176L7 175L8 178L5 177ZM53 175H54V177H53ZM217 176H218V173L216 175V178L219 179L220 176H219V178ZM262 177H264V174L262 175ZM217 179H215V180L218 181V182H216V184L213 183V185H211V187H210L211 194L213 195L214 193L217 192L215 195H213L215 197V199H217V198L218 199H222V198L224 199V197H226V194H227L228 190L226 192L223 191L224 184L223 183L220 184L221 183L219 181L220 179L219 180H217ZM78 180H79V182H78ZM263 180L264 179L262 178V182H264ZM213 182H215V181L213 180ZM225 184L228 185L227 187L230 189L229 192H232L231 194L233 195V199L232 200L233 201L235 200V201L234 202L232 200L228 201L229 203H227V205L225 207H223L222 204L220 205L221 201L218 202L219 203V207L218 206H213L212 207V205L210 207V204L209 205L207 204L208 206L205 205L204 207L207 206L208 207V208L206 207L207 209H209L210 211L211 210L215 211L217 215L215 213H214L215 214L214 215L212 213L213 211H211V213L213 214V217H212L213 219L211 218L212 221L211 220L209 221V220H206V219L203 220V224L205 223L207 227L204 225V227L206 229H204V227H203L200 230L201 231L204 230V232L203 231L202 232L198 231L199 228L197 229V232H196V230L192 231V229H191V231H190V229L183 227L185 229V231L187 229L189 230L188 232L186 231L187 233H185V235L189 234V236H190L193 233V235H192L193 239L190 238L191 241L189 239L187 242L192 244L194 246L195 250H196V245H194V244H197V241H204L205 238H207V240L205 239L206 243L208 245H210V247H212V245H213V241L212 240L214 239V236H215V233H216V231H214V230L218 229L217 231H219V230L223 231V233L225 234V230L227 228H228L227 230L232 229V228H237V227H238L237 229H239V227L241 228L242 226L247 225L245 227H248V228L250 227V229H251V227L254 229V226H255V229H257L259 227H260V229H262L261 227H263V226H260L259 223H262L261 225H264V222L262 221V220H264L263 219L264 215H262V213H264V210H263L264 206H262V205H264V196H263L264 195L263 194L264 193L263 192L264 191V183L263 184L261 183L262 186H261V184L259 185L260 188L258 187V192L257 191L254 192L256 195L254 193L251 194L250 192H249L250 194L247 193L246 195L245 194L239 195V192L237 193V191H235L233 188H231V186H229V184L227 182H225ZM215 187L217 188L216 191H215V189H216ZM218 187L219 188L223 187L222 189H219V190H221V191H219V193H218ZM262 188H263V191L259 190V189H262ZM259 191L261 193V196H260V194L257 195L259 193ZM221 192L223 194H220ZM233 192L234 193L236 192V196H235V194ZM217 194H219V196ZM231 194L229 193V195L227 194V196L228 197L229 196L232 197ZM249 195H250V197H249ZM252 195H255L254 196L255 199H253V200L251 199V198H253ZM213 196H212V198L214 199ZM262 196H263V200L261 198ZM243 197H244L245 200L247 198L251 199L250 200L251 203H250L249 199H247L246 201H248V202H246L243 199ZM259 197H260V199H258ZM256 198L258 199V201H257ZM239 200H242V201H239ZM260 200H262V201H260ZM253 201H256L257 203L253 202ZM261 202H263V204ZM248 203L253 205L251 207L248 206L249 208H251V212H249L250 209H246L245 205H248ZM259 203H261V204L259 205ZM223 205H225V204H223ZM228 205H230V207ZM240 205H242V207ZM244 206H245V208L243 209ZM215 207H217V208H215ZM261 207H262V209H261ZM224 208H226V209H224ZM257 208H258V210L260 208V210H262V211L255 212L256 211L255 209H257ZM236 209H237V211H236ZM240 209H242L243 211L240 210ZM252 209L255 210V211H252ZM231 211H233V212H231ZM234 212H238V213H236L237 215ZM239 212L240 213L244 212V213L240 214ZM252 212H253V214H252ZM254 212L256 213V215H254L255 214ZM218 213L219 214L222 213V215L221 214L218 215ZM226 214H227V218H224V221H223L222 220L223 218L221 219L220 217H222V216L226 217ZM247 214H249V215H247ZM258 214H259V216H258ZM241 215H243L244 217L246 215V219L247 220H249V218H251V219L249 221H247V220L244 219V217L242 218ZM214 216H217L220 219L216 220V222H214L215 219H217ZM237 216H239V217H237ZM247 216H248V218H247ZM260 216L262 217V219L259 218ZM228 217H230V219ZM252 217H253V219L255 217L256 219H258V221H256V219H254L256 221L254 223L253 222L254 220L252 219ZM225 219L226 220L229 219V220H227V222H226ZM237 219H238V221H237ZM259 219H261V220H259ZM220 220L223 221L224 224H223V222H218ZM240 220L243 221V222H240ZM206 221L208 222V224L206 223ZM232 221H233L234 224L236 223L235 225L237 227H235L234 224H233L234 227H232V228H230L231 226L230 227L227 226L228 224H230L229 222L232 223ZM236 221L238 222V224H237ZM259 221H261V222H259ZM225 222H226V224H225ZM209 223H213V225L209 224ZM214 223H215L217 229H215L216 227L214 226ZM240 223H242V224L244 223V224L242 226H240ZM159 224H160V221L157 222L156 227H155L156 229L154 228L152 230L153 232H151V234L150 233H146L145 234V232H143L141 230L142 233H144L145 237H151L150 239L143 237L144 235L142 233H137V234L133 233V228H134V232H137L136 226L135 225H134L135 227L133 225L130 226L127 229V231H125L124 236L126 238L123 236L125 238V240L122 237V239H119L118 241H116L117 246H115L116 243H113L112 245H110L112 250H116V248L120 247L117 250L120 252V256L121 257L120 256H113L114 258L113 257L112 258H107L106 257L108 260L112 259L111 260L112 262H110V260L107 262V260H105L106 258L102 259L104 261L100 262L101 261V260H99V259H101L100 257L97 259L95 256H88V257L86 256V257H83L82 263L81 262H79V263L76 262V263H60V264H110V263L114 264L115 262H116L115 264H118L117 263L118 260H119L118 261L119 264H123V263L126 264L127 263L126 260L132 261L131 257L134 259L137 256V255H135L137 250H138L139 253H136V254H139V256H141V257L144 255L143 258L136 257V259H138V258H139V260L141 259V262L139 260L135 259V260H133L134 262L132 261V263L129 262L128 264L142 263V259H143L144 263L148 262L147 264H171V263H173V264H185V263L188 264L189 263L188 259L190 260V258H188V257L191 255V253H189V250H188L187 247H183L182 245H180L181 248H180V246L178 248L174 247L175 249L177 248L179 250H182L183 248L185 250H187V251L182 250V254L181 253L179 254L177 249L176 250H172L173 247L171 249L169 247V245L171 244L170 242H172V245H173V238L177 236V235L174 234L176 232L173 231L177 227V225L176 226L175 225H169V227H168V225H166L165 223H164V225L161 224L160 228L161 229H163V228L165 229V230H162L163 231L162 232V231H160L158 229L159 228ZM250 224L251 225L255 224V225L254 226L253 225L252 226H248ZM225 225H226V227H224ZM170 227L172 229L174 227L175 228L172 230ZM166 228H169V229L166 230ZM212 228H214V230ZM223 228H225V229H223ZM207 229H208V231H207L208 234L206 233ZM260 229H257V230L262 231ZM158 230H159V233H158ZM263 230H264V228H263ZM155 231H157V232H155ZM130 232H131V234H130ZM154 232L156 234H154ZM165 232H168V233H165ZM126 233H128V235ZM152 233H153V235H152ZM134 234L137 235V236H138V234H142L143 236L142 237H140L141 235H139V237L136 236L134 238V240H132V238L135 236ZM194 234H196V236ZM197 234H199V235H197ZM197 236L198 237L200 236V238H198ZM196 238H198V239H196ZM151 239H152V241H151ZM201 239H203V240H201ZM121 241H123V242H121ZM210 241H212V244H211ZM208 242H210V243H208ZM121 243H123L124 245L121 244ZM125 243H127V246H129V247H127L125 245ZM118 244H121V245H118ZM177 245H179V244H177ZM177 245H175V246H177ZM122 246H124L125 249H123L124 247H122ZM113 248H115V249H113ZM121 248H122L123 252H121L119 250ZM167 248H169L170 250H168ZM135 249H136V251H135ZM127 250H130V251H127ZM133 251H135V252H133ZM168 251H170L171 253L168 252ZM174 251H176V252H174ZM183 251L186 254H184ZM128 252L129 253L131 252L132 255H131V253L129 254ZM122 253H123V256H122ZM133 254L135 255L134 257H133ZM177 254L180 255L181 258ZM183 254H184V256H183ZM187 254L188 255L190 254V255L188 256ZM124 255L126 257H124ZM127 256H128L129 259L127 258ZM146 256H147V258H149V256H150L151 259L150 258L149 259L146 258L147 261H145L144 259H145ZM176 256L178 257V259L175 258ZM93 257H94V259H93ZM190 257L192 259V261L190 260V262H193V261L196 262V259H195L196 257L192 258V255ZM84 258H86L87 260L86 259L84 260ZM115 258H117L118 260L117 259L114 260ZM119 258H121V259H119ZM123 258L125 260H123ZM93 260L94 261L97 260L96 261L97 263H95ZM113 260L115 262H113ZM37 261L33 262V264H37V263L38 264H59V262H51V261H47L46 262V260H42V261L40 260V262H39V260H37ZM105 261H106V263H105Z\"/></svg>","mask_w":264,"mask_h":264},{"label":"built area","instance_id":"obj_3","mask_svg":"<svg viewBox=\"0 0 264 264\" xmlns=\"http://www.w3.org/2000/svg\"><path fill=\"white\" fill-rule=\"evenodd\" d=\"M178 125L179 121L161 133L150 147L123 138L127 145L118 150L101 135L104 163L82 181L76 196L87 190L129 227L141 224L154 229L162 218L168 225L190 228L211 218V211L204 207L205 201L198 198L188 178L200 170L201 158L176 140ZM228 198L230 201L233 196Z\"/></svg>","mask_w":264,"mask_h":264},{"label":"water","instance_id":"obj_4","mask_svg":"<svg viewBox=\"0 0 264 264\" xmlns=\"http://www.w3.org/2000/svg\"><path fill=\"white\" fill-rule=\"evenodd\" d=\"M81 81L88 89L85 98L94 108L98 107L95 97L99 96V92L96 88L101 89L106 96L110 97L105 88L110 82L106 75L99 73L96 76L93 74L91 79L83 75L81 76ZM103 135L118 150L123 149L127 145V142L119 132L112 127L107 129ZM19 189L28 203L46 193L42 182L36 175H32L21 182ZM165 198V196H162V200H165ZM96 202L97 199L92 193H86L80 198V205L75 208L62 225L54 220L56 212L51 208L48 209L40 220V222L45 220L43 223L45 229L40 235L42 241L47 243L57 254L62 255L73 244L75 239L82 240L90 233L91 229L99 233L105 242L112 240L125 222L110 209H104L99 215L97 210L93 209Z\"/></svg>","mask_w":264,"mask_h":264},{"label":"snow or ice","instance_id":"obj_5","mask_svg":"<svg viewBox=\"0 0 264 264\" xmlns=\"http://www.w3.org/2000/svg\"><path fill=\"white\" fill-rule=\"evenodd\" d=\"M89 99H91V98H89ZM89 186H91V185H89ZM186 191L188 192V194H189V196L190 197H192L193 199H195V195L192 193V191L190 190V189H186ZM38 207H39V205H38ZM103 206H101V208H102ZM43 222V221H42Z\"/></svg>","mask_w":264,"mask_h":264}]
</instances>
